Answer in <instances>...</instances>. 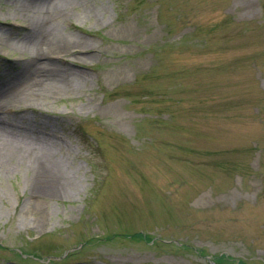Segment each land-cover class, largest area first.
Segmentation results:
<instances>
[{
    "label": "rangeland",
    "instance_id": "rangeland-1",
    "mask_svg": "<svg viewBox=\"0 0 264 264\" xmlns=\"http://www.w3.org/2000/svg\"><path fill=\"white\" fill-rule=\"evenodd\" d=\"M27 87L0 137L68 184L0 163V264H264V0H0Z\"/></svg>",
    "mask_w": 264,
    "mask_h": 264
},
{
    "label": "bare ground",
    "instance_id": "bare-ground-1",
    "mask_svg": "<svg viewBox=\"0 0 264 264\" xmlns=\"http://www.w3.org/2000/svg\"><path fill=\"white\" fill-rule=\"evenodd\" d=\"M62 41L66 40L62 39ZM58 47L59 45L57 46V48ZM35 58H37V56H35ZM39 84H41V82H39ZM32 88L33 87L22 88L19 91L11 93L10 91H8L3 93L4 95L0 94V98H2L3 96L11 97L14 95H25L23 91H32ZM35 89L36 88H34V90ZM18 155L21 157V163L29 164V166L31 167L30 169L33 170L35 180L38 183H41L42 186L45 187V189L50 190L51 188L52 190H60L64 187L65 184H68V180L65 179L64 176L65 172L64 170H62L59 161L49 156V153L45 148H38L37 146H26L19 141L0 137V163L3 161L6 163L7 160H9V163L10 160L13 161L12 159H15V156ZM48 181L51 183V185H49ZM35 187L37 188L38 186L36 185Z\"/></svg>",
    "mask_w": 264,
    "mask_h": 264
},
{
    "label": "trees",
    "instance_id": "trees-1",
    "mask_svg": "<svg viewBox=\"0 0 264 264\" xmlns=\"http://www.w3.org/2000/svg\"><path fill=\"white\" fill-rule=\"evenodd\" d=\"M131 236H133V237H134V236H135V237H136V236L144 237L141 233H135V234H132ZM220 261H221V260H220Z\"/></svg>",
    "mask_w": 264,
    "mask_h": 264
}]
</instances>
